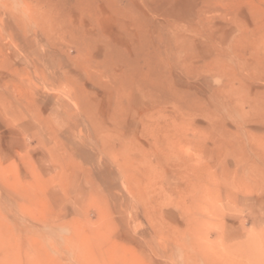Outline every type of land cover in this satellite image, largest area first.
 <instances>
[{
    "label": "rangeland",
    "instance_id": "374dc122",
    "mask_svg": "<svg viewBox=\"0 0 264 264\" xmlns=\"http://www.w3.org/2000/svg\"><path fill=\"white\" fill-rule=\"evenodd\" d=\"M0 264H264V0H0Z\"/></svg>",
    "mask_w": 264,
    "mask_h": 264
}]
</instances>
